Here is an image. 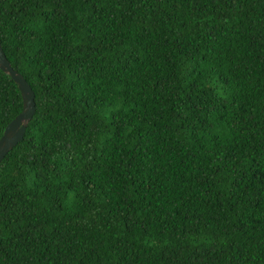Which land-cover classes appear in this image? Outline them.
<instances>
[{"label": "trees", "instance_id": "trees-1", "mask_svg": "<svg viewBox=\"0 0 264 264\" xmlns=\"http://www.w3.org/2000/svg\"><path fill=\"white\" fill-rule=\"evenodd\" d=\"M0 47V264H264V0H0Z\"/></svg>", "mask_w": 264, "mask_h": 264}, {"label": "water", "instance_id": "water-1", "mask_svg": "<svg viewBox=\"0 0 264 264\" xmlns=\"http://www.w3.org/2000/svg\"><path fill=\"white\" fill-rule=\"evenodd\" d=\"M0 70L16 83L21 96V110L5 125L0 135V160L23 137L25 126L34 112L33 92L22 75L11 68L0 47Z\"/></svg>", "mask_w": 264, "mask_h": 264}]
</instances>
